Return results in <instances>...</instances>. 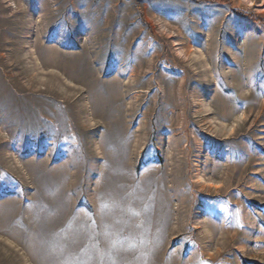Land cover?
Here are the masks:
<instances>
[{
  "label": "rangeland",
  "instance_id": "374dc122",
  "mask_svg": "<svg viewBox=\"0 0 264 264\" xmlns=\"http://www.w3.org/2000/svg\"><path fill=\"white\" fill-rule=\"evenodd\" d=\"M215 1L0 0V264H264V0Z\"/></svg>",
  "mask_w": 264,
  "mask_h": 264
},
{
  "label": "trees",
  "instance_id": "16d2710c",
  "mask_svg": "<svg viewBox=\"0 0 264 264\" xmlns=\"http://www.w3.org/2000/svg\"><path fill=\"white\" fill-rule=\"evenodd\" d=\"M192 1H196V2H198V1H205V0H192ZM211 1H213V2H216L215 0H211ZM219 2H221L220 0H219ZM225 4H227L226 2H224ZM241 15H244L246 18H249L251 21H253V22H260L257 18H255V17H253V16H250V15H245V14H241Z\"/></svg>",
  "mask_w": 264,
  "mask_h": 264
}]
</instances>
